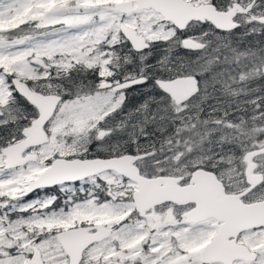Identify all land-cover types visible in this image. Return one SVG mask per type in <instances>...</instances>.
Segmentation results:
<instances>
[{"label": "snow or ice", "instance_id": "obj_1", "mask_svg": "<svg viewBox=\"0 0 264 264\" xmlns=\"http://www.w3.org/2000/svg\"><path fill=\"white\" fill-rule=\"evenodd\" d=\"M0 264H264V0H0Z\"/></svg>", "mask_w": 264, "mask_h": 264}]
</instances>
